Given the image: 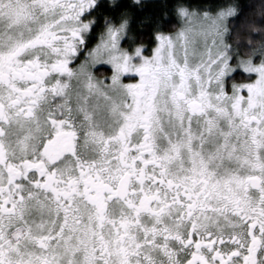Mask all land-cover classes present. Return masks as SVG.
Instances as JSON below:
<instances>
[{"label": "snow or ice", "instance_id": "1", "mask_svg": "<svg viewBox=\"0 0 264 264\" xmlns=\"http://www.w3.org/2000/svg\"><path fill=\"white\" fill-rule=\"evenodd\" d=\"M137 7L0 0V264H264V0Z\"/></svg>", "mask_w": 264, "mask_h": 264}, {"label": "trees", "instance_id": "2", "mask_svg": "<svg viewBox=\"0 0 264 264\" xmlns=\"http://www.w3.org/2000/svg\"><path fill=\"white\" fill-rule=\"evenodd\" d=\"M122 2L132 4L133 0H122ZM141 2L143 3L144 7L136 8V20L134 21V25L137 24L143 17L161 16L164 18V27L166 32H174L178 29L180 21L175 17L174 14L166 15L165 9L160 7L163 4L172 3V0H141ZM188 2L192 5V8L195 9L197 5L205 3V0H188ZM240 2L248 8L250 15L258 16L260 0H240Z\"/></svg>", "mask_w": 264, "mask_h": 264}, {"label": "flooded vegetation", "instance_id": "3", "mask_svg": "<svg viewBox=\"0 0 264 264\" xmlns=\"http://www.w3.org/2000/svg\"><path fill=\"white\" fill-rule=\"evenodd\" d=\"M99 71L96 73L97 77L103 79L105 75H110V71H108V66H98Z\"/></svg>", "mask_w": 264, "mask_h": 264}, {"label": "rangeland", "instance_id": "4", "mask_svg": "<svg viewBox=\"0 0 264 264\" xmlns=\"http://www.w3.org/2000/svg\"><path fill=\"white\" fill-rule=\"evenodd\" d=\"M178 30V29H177Z\"/></svg>", "mask_w": 264, "mask_h": 264}]
</instances>
